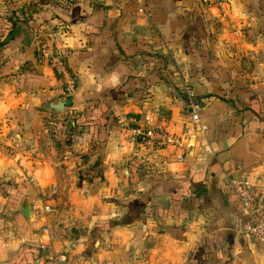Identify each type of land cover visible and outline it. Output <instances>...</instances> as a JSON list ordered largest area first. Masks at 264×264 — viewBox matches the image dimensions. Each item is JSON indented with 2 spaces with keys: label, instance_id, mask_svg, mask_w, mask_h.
<instances>
[{
  "label": "crops",
  "instance_id": "crops-1",
  "mask_svg": "<svg viewBox=\"0 0 264 264\" xmlns=\"http://www.w3.org/2000/svg\"><path fill=\"white\" fill-rule=\"evenodd\" d=\"M224 41H238L262 71L226 96V84L202 75L233 56ZM51 54L74 76L73 96L56 97L64 82ZM191 63L193 80L170 74ZM190 86L208 130L188 136L184 163L173 149L155 155L131 141L123 123L146 108L169 133L188 135L189 97L177 93ZM249 88L264 94V0H0V264H35L46 225L76 247L111 221L121 224L97 237L152 222L190 264H264L229 184L264 198V119L248 110ZM61 97L64 112L48 111ZM54 188L55 213L44 215ZM75 198L80 210L64 205ZM130 216L138 220L122 224ZM63 247L55 242L54 253Z\"/></svg>",
  "mask_w": 264,
  "mask_h": 264
},
{
  "label": "rangeland",
  "instance_id": "rangeland-1",
  "mask_svg": "<svg viewBox=\"0 0 264 264\" xmlns=\"http://www.w3.org/2000/svg\"><path fill=\"white\" fill-rule=\"evenodd\" d=\"M222 5L223 4H221V7ZM223 44H225V49H229L232 51V53H234L232 54L233 56L221 54L218 58L217 63L213 64V66L216 67L207 66L209 67L208 69L203 67L202 75L204 77H207L208 82H210V78H212L213 80L217 79L218 81H222V83L226 84V88L222 90L226 92V94H224V96H226L236 92V89L238 91L242 89V86L240 88H234L237 82L238 84L239 82L243 83V81L248 82L254 79V77H256L257 79L262 71L259 70V66L256 60L257 58H255L252 53L245 52L242 45L238 43V41L229 43L224 41ZM205 59L206 60L203 61L206 62L207 65H209L211 59L208 56H206ZM197 60L200 61L199 58ZM213 68L215 69L213 70ZM185 69L186 71L181 75H178V73L174 71L170 74H177L176 77L179 78L180 82H182V80H184L185 82V78L190 81L193 80L196 76V71L193 64L191 63L190 65L185 67ZM255 84L256 83H253V85ZM189 88L186 87L184 90L180 89V91H178L179 93H177L180 96L185 95V97H189V102L186 105L187 109L190 106V101H193L194 105H196V93L192 86H190ZM183 91L185 94H183ZM256 92L259 93L258 90H256ZM239 96L244 98L242 91H240ZM191 127L192 124L190 128ZM7 149L9 150V148ZM76 187H78V185ZM73 194L74 197H77L78 195L81 196V192L78 189H75ZM47 195H49V193ZM48 197L49 196H47V199H44L46 205H42V207H45L47 205L51 206L53 200H50ZM81 198H75V204H71V200H65L63 201V203L64 205L68 203L74 209H81V204L77 203L81 200ZM87 206L88 204H86V206L84 207ZM86 209L90 210L88 207ZM93 209L94 208H92L91 210L93 211ZM118 221H120V219ZM92 222L94 221H89L87 224H91ZM46 226L50 227V233H52L55 237L54 242L50 244L51 249L54 250L53 248L55 242L58 243L59 247L61 248L64 246L61 250L62 255L65 257L64 264H190L189 261L192 260H189L188 253L184 252V249L180 248L179 245L166 240V238H164L163 234L161 233V230L157 227L156 224L152 222L144 225L137 224L128 228L121 227L105 234L102 237H97V245L96 247L94 246L92 251H89V246L91 243L90 240L86 243L76 242V247L71 246L70 243H65L62 245V240L65 239L63 236H61L63 235V233L59 235L56 230L54 231L52 229L50 225ZM81 226H83L82 223ZM38 232L40 234L41 231L39 230ZM45 239L47 241V237H45ZM60 241L62 242L60 243ZM83 246H87L85 251L82 248ZM59 254L60 253H58V255ZM184 260H186L185 263H183ZM48 264L56 263L54 261H48Z\"/></svg>",
  "mask_w": 264,
  "mask_h": 264
},
{
  "label": "built area",
  "instance_id": "built-area-1",
  "mask_svg": "<svg viewBox=\"0 0 264 264\" xmlns=\"http://www.w3.org/2000/svg\"><path fill=\"white\" fill-rule=\"evenodd\" d=\"M206 3L215 2V4H224L225 0H205ZM42 53L46 51L41 50ZM47 52V51H46ZM50 62L54 70L63 79L64 87L57 91L56 97H70L73 96L76 89V82L67 68L66 62L59 55L51 54ZM188 110L191 113L192 127L188 131V135H175L169 133L160 124H157L156 114L153 109L146 108L141 119L132 118L130 121L124 122V129L129 133L131 141L148 150L150 154L159 155L166 149H173L176 151V161L184 163L188 157V136L195 137L197 134H205L208 128L202 124L201 117L196 111V105L190 101ZM35 178L29 180L34 183ZM232 188L235 200L238 204V211L241 218L246 222V233L256 244L260 253L264 254V198L254 191L250 184L232 179L229 181ZM56 189H52L49 193V199L53 200L56 195ZM45 215L55 213L54 208L47 205L44 207ZM41 234L47 237V241L42 243L41 249L45 255L40 258L35 264H48V261H54L57 264H64L65 257L60 254L53 253L50 244L54 242V235L50 233V227L45 226L41 229Z\"/></svg>",
  "mask_w": 264,
  "mask_h": 264
},
{
  "label": "trees",
  "instance_id": "trees-1",
  "mask_svg": "<svg viewBox=\"0 0 264 264\" xmlns=\"http://www.w3.org/2000/svg\"><path fill=\"white\" fill-rule=\"evenodd\" d=\"M7 23L8 24L10 23L11 26H13V28L16 27L15 22H12V21L8 22L7 21ZM12 32L10 34H12ZM8 36H9V34L7 35V37ZM247 92H248V110L253 112L259 118L264 119V94H259L258 92L253 91L251 88L247 89ZM69 143H70V141H69ZM140 203H137L136 206ZM139 209H140V207H139ZM136 220H138L137 216H130V217H126V218L122 219L121 222H122V224H131L132 221H136ZM118 224H121V223L117 222V221L106 222V223H103L101 226H97L92 232H90L89 239H90L91 243L89 246V251L93 250L98 235H101L104 232L110 231L112 228H114Z\"/></svg>",
  "mask_w": 264,
  "mask_h": 264
},
{
  "label": "water",
  "instance_id": "water-1",
  "mask_svg": "<svg viewBox=\"0 0 264 264\" xmlns=\"http://www.w3.org/2000/svg\"><path fill=\"white\" fill-rule=\"evenodd\" d=\"M24 31L29 35L32 36V31L26 27V26H22ZM68 105V103H66L64 98H59L57 99L54 103H50L47 106V110L54 113V114H62L64 112L65 107Z\"/></svg>",
  "mask_w": 264,
  "mask_h": 264
}]
</instances>
